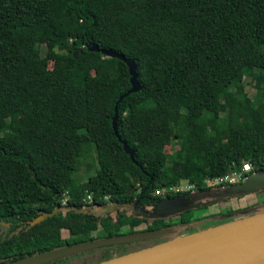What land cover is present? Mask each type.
I'll use <instances>...</instances> for the list:
<instances>
[{
	"label": "trees",
	"instance_id": "obj_1",
	"mask_svg": "<svg viewBox=\"0 0 264 264\" xmlns=\"http://www.w3.org/2000/svg\"><path fill=\"white\" fill-rule=\"evenodd\" d=\"M238 61L251 64L253 98ZM257 69L264 0H0V264L139 231L190 233L195 210L264 193L206 182L244 161L252 165L244 178L264 174ZM224 99L239 108L221 114ZM172 138L183 146L166 156ZM87 157L95 168L82 179ZM182 180L194 188L174 190ZM146 241L43 264H98Z\"/></svg>",
	"mask_w": 264,
	"mask_h": 264
},
{
	"label": "water",
	"instance_id": "obj_2",
	"mask_svg": "<svg viewBox=\"0 0 264 264\" xmlns=\"http://www.w3.org/2000/svg\"><path fill=\"white\" fill-rule=\"evenodd\" d=\"M133 78L131 91L137 86L135 77ZM124 148L133 159L132 151L126 145ZM261 187H264V174L257 173L231 186L233 191ZM225 194L226 192H223V195ZM169 204L165 200L161 202L160 207L166 209ZM57 210L56 208L52 212L40 214L32 221V224L54 215ZM166 235L168 231L165 229L133 232L65 246L5 264H43L87 249L156 240ZM98 264H264V212L234 219L208 229H198L195 232L176 236L162 243L113 257Z\"/></svg>",
	"mask_w": 264,
	"mask_h": 264
},
{
	"label": "rangeland",
	"instance_id": "obj_3",
	"mask_svg": "<svg viewBox=\"0 0 264 264\" xmlns=\"http://www.w3.org/2000/svg\"><path fill=\"white\" fill-rule=\"evenodd\" d=\"M42 52L45 53L46 47L43 45L41 48ZM59 63H64V60L58 61ZM48 66L51 68L53 66V60L48 61ZM251 64L249 61H238L235 64V70L238 75V78L240 79V82L244 85L245 91L248 94L250 98H253L256 95V89L253 87V84L250 83V77H251ZM257 73L259 72L261 77L264 78V70L263 69H257ZM242 86L239 87V90H241ZM180 102L184 104V100L180 99ZM232 110L239 108L236 104H232L230 100L224 99L221 103V114H224L227 110ZM29 110H25L20 112V114H29ZM210 125L213 124L212 121L209 122ZM191 127H188L185 131L186 137L190 140V145H187L188 152H196V148L194 146V142L191 137ZM183 146V143L181 140L177 138H172L170 143L164 147V152L166 156H169L174 152L175 150H178ZM94 165V166H93ZM176 166V164H174ZM95 168V160L93 157H87L82 161L80 164L76 176L85 179L87 176V170L92 173V171ZM261 174V173H257ZM210 186H217L219 183L210 180L208 185ZM180 185L184 188L183 190H189L186 189L187 182L185 180L180 181ZM220 192H224L220 190ZM223 194V193H222ZM207 196V195H205ZM205 196L203 198H205ZM264 200V193H258V194H246L239 198H231L230 200L221 201L218 203L211 204L208 208H201L198 210H195L194 213L198 214V220L193 223V227L190 228V231L195 232L198 229H208L210 227L217 226L222 223H226L228 221L243 218L247 216L255 215L259 212H264V206L263 205H256L258 203V200ZM176 204H185V200L180 197L175 202ZM123 232H127L128 228L123 227L121 229ZM187 230L183 231L181 229H178L174 231L173 236L166 235L162 238L156 239V240H147L146 242H142L140 244L132 246L130 249H134L136 247L137 250L147 248L159 243H162L164 241H167L169 239H172L176 236L185 235ZM188 230V232H190ZM191 233V232H190ZM131 251V250H130ZM134 251V250H133Z\"/></svg>",
	"mask_w": 264,
	"mask_h": 264
},
{
	"label": "built area",
	"instance_id": "obj_4",
	"mask_svg": "<svg viewBox=\"0 0 264 264\" xmlns=\"http://www.w3.org/2000/svg\"><path fill=\"white\" fill-rule=\"evenodd\" d=\"M252 170V165L249 161H244L241 165V169L240 170H234V171H231L229 173H226L220 177H216L212 180L218 182L219 184L221 183H227L229 185H236V184H239L243 179H244V174L250 172ZM207 184L210 182V180H207L206 181ZM218 184V185H219ZM210 185V184H209ZM194 186L192 184H188L187 183V186H186V189H193ZM174 190H183L184 188L179 184L178 186H175L173 188ZM185 191V190H184ZM164 192V190H156L155 193L156 194H162ZM66 201H67V196L64 195L63 198L61 199V204L62 205H65L66 204ZM84 202H91V196L90 195H87V197L84 199Z\"/></svg>",
	"mask_w": 264,
	"mask_h": 264
}]
</instances>
